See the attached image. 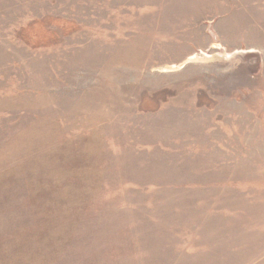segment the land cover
<instances>
[{
    "label": "rangeland",
    "instance_id": "1",
    "mask_svg": "<svg viewBox=\"0 0 264 264\" xmlns=\"http://www.w3.org/2000/svg\"><path fill=\"white\" fill-rule=\"evenodd\" d=\"M0 264H264V0H0Z\"/></svg>",
    "mask_w": 264,
    "mask_h": 264
}]
</instances>
